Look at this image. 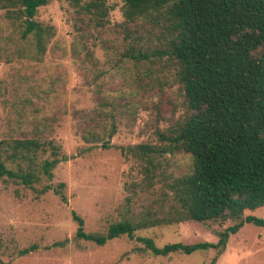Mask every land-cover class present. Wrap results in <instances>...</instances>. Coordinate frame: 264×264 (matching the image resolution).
Returning <instances> with one entry per match:
<instances>
[{"label": "rangeland", "instance_id": "obj_1", "mask_svg": "<svg viewBox=\"0 0 264 264\" xmlns=\"http://www.w3.org/2000/svg\"><path fill=\"white\" fill-rule=\"evenodd\" d=\"M109 3V23L97 29L76 28V14L66 0L40 6L35 19L52 31L43 53L35 36L21 38L20 21L7 19L0 10V139L52 141L62 157L47 178L39 165L50 158V150L39 151L33 162L39 180L32 187L0 180V264H264V227L253 223L231 234L221 253L210 248L157 256L136 249L140 242L125 235L102 245L74 237L72 211L83 218L86 231L104 232L110 223L139 212L157 197L162 184L142 192L137 184L143 180L144 162L121 147L155 142L154 128L165 127L184 110L170 64H135L123 57L127 44L115 30L123 19L121 2ZM97 91L112 107L99 105ZM111 124L114 130L107 135ZM101 127L107 128L103 140H85L88 130ZM162 164L178 175L190 169L191 158L166 154ZM7 165L15 167L9 161ZM60 182L65 184L66 202L54 192ZM45 185L50 188L38 194L36 189ZM251 214L264 218V206ZM229 224L189 220L135 234L151 237L157 246L216 242L217 232ZM56 241L62 243L53 245ZM32 244L33 251L19 254Z\"/></svg>", "mask_w": 264, "mask_h": 264}, {"label": "trees", "instance_id": "obj_2", "mask_svg": "<svg viewBox=\"0 0 264 264\" xmlns=\"http://www.w3.org/2000/svg\"><path fill=\"white\" fill-rule=\"evenodd\" d=\"M51 0H0V10L9 20L20 21L21 38L33 34L43 53L52 35L50 26L35 19L40 6ZM76 14L75 27L103 28L109 23L110 0H66ZM121 2L122 21L116 23L129 61L149 63L164 60L174 69L182 96L183 112L172 116L165 127L154 128L155 142L121 147L142 165L138 187L149 193L162 184L157 197L139 212L112 222L104 232L84 229V220L74 211V237L102 245L127 236L140 242L138 250L169 256L178 252L216 249L221 253L231 234L245 223L264 227V218L251 214L264 206V0H114ZM87 58L91 53L86 50ZM101 106L110 105L96 92ZM107 130H88L86 141L103 140ZM114 130L111 124L107 135ZM107 141L101 146L106 147ZM59 147L37 137L0 139V180L12 179L32 187L39 180L33 162L39 151L50 150L40 172L52 177L61 160ZM188 154V171L174 175L163 169L166 154ZM26 163L25 166L20 161ZM15 165L8 167L7 162ZM58 183L54 192L66 202ZM48 185L36 189L44 193ZM231 224L217 232L216 242H169L157 246L151 237L135 232L184 221ZM61 241L53 245L61 244ZM36 245L19 250L33 251ZM216 258V257H214ZM213 258V260H214Z\"/></svg>", "mask_w": 264, "mask_h": 264}]
</instances>
